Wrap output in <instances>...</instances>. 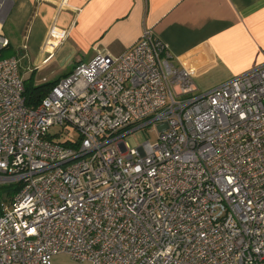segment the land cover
<instances>
[{"label": "built area", "instance_id": "built-area-1", "mask_svg": "<svg viewBox=\"0 0 264 264\" xmlns=\"http://www.w3.org/2000/svg\"><path fill=\"white\" fill-rule=\"evenodd\" d=\"M26 57L0 58V185L18 186L0 199V264H264V61L199 90L144 27L30 107ZM149 124L154 143L122 139Z\"/></svg>", "mask_w": 264, "mask_h": 264}, {"label": "crops", "instance_id": "crops-1", "mask_svg": "<svg viewBox=\"0 0 264 264\" xmlns=\"http://www.w3.org/2000/svg\"><path fill=\"white\" fill-rule=\"evenodd\" d=\"M144 27L199 90L264 61V0H12L2 32L11 56L25 45L31 72L48 78L98 52L121 54ZM56 30L64 32L60 41Z\"/></svg>", "mask_w": 264, "mask_h": 264}, {"label": "rangeland", "instance_id": "rangeland-1", "mask_svg": "<svg viewBox=\"0 0 264 264\" xmlns=\"http://www.w3.org/2000/svg\"><path fill=\"white\" fill-rule=\"evenodd\" d=\"M13 53V49H3L0 55V58L2 57H8L11 56V54ZM18 55V54H16ZM27 59H21V65H20V73L22 74V76L27 77L30 72L33 70V64L30 62L26 61ZM36 71V70H34ZM42 75L36 74L34 75V80L40 82L42 77ZM60 76V73H55L54 75H51L50 77L47 76L48 80L49 79H54ZM64 76V75H63ZM61 77V76H60ZM155 124H149L147 126H145L144 128H138L135 129L131 132H127L129 130L125 129L122 130L120 132V134L124 135L122 136V139L124 141H126V143L128 144L129 147L131 148H136L138 147V145H140L142 142L146 141L147 139L151 142L154 143L157 140V129L154 127ZM136 125H134L135 127ZM132 128V127H131ZM127 132V133H126ZM53 264H87L84 262H78L75 260L70 259L69 257H67L66 255H57L56 256V261L55 263L53 262Z\"/></svg>", "mask_w": 264, "mask_h": 264}, {"label": "trees", "instance_id": "trees-1", "mask_svg": "<svg viewBox=\"0 0 264 264\" xmlns=\"http://www.w3.org/2000/svg\"><path fill=\"white\" fill-rule=\"evenodd\" d=\"M69 73V72H68ZM67 73V74H68ZM66 75V74H65ZM60 77L49 79L45 82L36 83L34 80V73L24 79V101L27 106H35L45 96L50 87L58 81ZM18 186L15 184L0 185V199H8L17 190Z\"/></svg>", "mask_w": 264, "mask_h": 264}]
</instances>
